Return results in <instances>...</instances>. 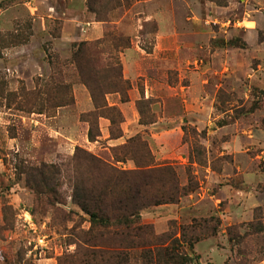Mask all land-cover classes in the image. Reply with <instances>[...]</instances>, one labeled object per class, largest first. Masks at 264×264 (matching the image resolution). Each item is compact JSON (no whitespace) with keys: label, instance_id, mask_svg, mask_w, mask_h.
Returning <instances> with one entry per match:
<instances>
[{"label":"rangeland","instance_id":"rangeland-1","mask_svg":"<svg viewBox=\"0 0 264 264\" xmlns=\"http://www.w3.org/2000/svg\"><path fill=\"white\" fill-rule=\"evenodd\" d=\"M137 1L95 0L90 10L88 0H0V264H79L82 260L78 249L91 224L70 197L71 159L77 147L120 171L135 169L133 161H115L113 148L118 146L104 142L97 153L80 146L70 147L71 154L60 151L48 129L58 128V119H50L68 107V128L73 129L74 139L81 142L83 128L88 134L87 121H96L89 113L95 108L72 61L74 45L98 42L106 33L129 39L108 23L119 21ZM187 3L183 16L180 5H175L176 18L179 23L193 18L202 23L197 51L181 70L167 73L168 85L177 94L166 91L150 98L142 94L136 102L138 124L145 129L133 137L147 145L154 166L172 168L179 186L189 187L190 193L175 204L144 209L140 222L157 235L178 240L177 252L188 259L186 264H264V233L252 229L264 224V0ZM133 9L139 12L141 7ZM67 11L79 12L82 31L90 23H107V32L100 39L65 44L60 38ZM133 17L143 19L130 13L123 21L130 23ZM41 19L44 32H37ZM157 31L156 20L142 21L139 34L145 51H151ZM101 47L111 51L106 57H113L112 65L117 70L121 67L123 78L119 59L123 49L116 53L108 43ZM192 74L194 79L189 78ZM126 82L116 86L117 93L104 96L107 106L109 95H118L122 104L129 100L131 86ZM75 85H82L89 94L90 110L82 112L76 106ZM109 107L121 112L123 123L122 110ZM163 118L167 122H161ZM103 119L108 121L110 139L107 118L97 120L100 136ZM165 133H170L169 142ZM161 141L164 150L158 148ZM132 155L139 162L146 158L139 149ZM42 163L67 170L55 197L36 198L25 183V170ZM53 200L62 204L48 205ZM22 209L30 212L37 225L45 224L44 230L39 227L48 238L42 250L34 252L28 246L33 235L18 223ZM211 218L219 224L212 222L207 231L190 232L191 238L200 237L192 246L182 243L180 227ZM141 253L130 252L124 264H152L145 263Z\"/></svg>","mask_w":264,"mask_h":264},{"label":"trees","instance_id":"trees-1","mask_svg":"<svg viewBox=\"0 0 264 264\" xmlns=\"http://www.w3.org/2000/svg\"><path fill=\"white\" fill-rule=\"evenodd\" d=\"M94 1L88 0L90 10H93ZM104 43H108L109 49L117 53L127 48L130 41L117 38L114 33H106L104 39L98 42L74 45L72 55V61L90 92L95 108L89 115H95L96 121H87L89 142L96 141L100 136L97 120L101 117L109 119L111 123L110 140L123 135L121 112L116 107L107 106L104 96L117 93L120 90L116 86L126 85L127 82L122 78L121 67L117 70L112 65L113 57H106L111 51L101 47ZM99 98L102 103L98 101ZM140 141L133 137L124 145L113 148L115 161L134 162L135 169L127 171H120L78 147L75 149L71 159L74 171L70 197L91 224V229L82 239L83 247L78 249L82 259L79 264H124L129 262L130 252L135 250L142 251L140 255L145 263L186 264L188 261L177 252L178 240L167 234L157 235L151 226L140 222V213L144 209L175 204L190 193L189 187L179 186L172 168L153 165L147 145ZM135 149L145 154L143 162L132 155ZM83 168H86L84 173ZM66 171L63 165L42 163L25 170V183L36 198L42 195L55 197L61 186L60 179L65 177ZM60 204L56 200L48 201L52 207ZM212 222L219 224L211 218L180 227L182 243L192 246L198 242L200 237L191 238L190 232L207 231L208 224ZM252 229L254 233H264V224L258 223ZM210 232L214 233L213 227Z\"/></svg>","mask_w":264,"mask_h":264},{"label":"crops","instance_id":"crops-1","mask_svg":"<svg viewBox=\"0 0 264 264\" xmlns=\"http://www.w3.org/2000/svg\"><path fill=\"white\" fill-rule=\"evenodd\" d=\"M188 0H140L135 3L128 12H125L121 19L117 22L108 23L117 30L120 36H126L130 40V45L119 52V59L122 65L123 78L130 83L129 100L122 104L119 101L118 95H109L107 97L109 106H118L124 115L125 121L121 124L123 136L116 140L109 139V124L103 119L101 122V136L94 142H89L87 139L86 128L82 129V139L79 143L74 139L71 133L73 129H69V108H60L55 117L50 120L58 119V128L49 127L48 133L52 139L57 141L61 151L72 150L75 146H80L89 149L93 153H97L100 143L104 142L107 146L115 147L122 145L125 141L138 133L144 132V127L138 124V116L135 112L136 102L141 98L142 94L145 98L156 97L160 93L169 92V94H177L173 87H169L167 81L168 71L181 70L185 63H188L197 51L195 42L203 32L202 23L193 19H186L179 23L177 21V8L175 5H180L179 12L184 15L186 8H189ZM139 5L141 10L136 12L133 9ZM170 5V10L166 6ZM142 6L144 8H142ZM52 9V7H51ZM30 14H33L34 9H29ZM134 16H143V19L137 18L134 21L133 17L130 23H125L123 20L128 14ZM67 17L62 25L61 41H66L69 45L73 41H87L100 39L107 32V23H90L82 31L81 23H79V12L67 11ZM49 18L52 15L49 14ZM156 20L158 24L157 33L153 34V43L150 52L145 51L143 37L139 34L141 24ZM44 21L41 19V22ZM45 22L41 25L38 22L37 32H44ZM81 28V31L78 30ZM200 29L202 31H200ZM191 75V74H190ZM196 74H192L189 78L194 79ZM75 104L79 110L85 112L86 109L92 108L89 94L82 85H75L74 88ZM183 90V89H182ZM176 92V93H175ZM81 106V107H80ZM102 120V119H101ZM167 122L166 118L160 120ZM84 124L77 121V125ZM159 124H154L157 127ZM70 131V133H69ZM167 134L169 142L170 133ZM159 137H163L160 135ZM158 137V139H159ZM166 140V139H165ZM165 140L163 142H165ZM158 142L160 150L165 149L163 142ZM72 143L73 145H70ZM163 146L161 147V145ZM70 150L69 154L73 151Z\"/></svg>","mask_w":264,"mask_h":264},{"label":"built area","instance_id":"built-area-1","mask_svg":"<svg viewBox=\"0 0 264 264\" xmlns=\"http://www.w3.org/2000/svg\"><path fill=\"white\" fill-rule=\"evenodd\" d=\"M18 223L20 227L27 229L32 233L33 237L29 240L28 246L32 247L31 249L34 252L42 250L44 247H46L48 238L46 234H43L39 228L41 227V229L44 230L45 224H42L41 226L37 225L34 222L33 216L30 214V212L24 209L20 210L18 213Z\"/></svg>","mask_w":264,"mask_h":264}]
</instances>
